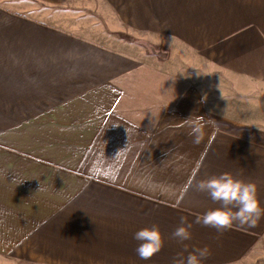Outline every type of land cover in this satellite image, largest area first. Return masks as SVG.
Returning <instances> with one entry per match:
<instances>
[{
    "label": "crops",
    "instance_id": "crops-1",
    "mask_svg": "<svg viewBox=\"0 0 264 264\" xmlns=\"http://www.w3.org/2000/svg\"><path fill=\"white\" fill-rule=\"evenodd\" d=\"M34 1L59 21L101 3L113 28L172 46L135 57L0 5V264H173L184 244L245 263L264 217L204 226L196 183L230 172L264 205V0ZM191 115L215 122L200 144ZM152 224L162 248L141 260L133 233Z\"/></svg>",
    "mask_w": 264,
    "mask_h": 264
},
{
    "label": "clouds",
    "instance_id": "clouds-1",
    "mask_svg": "<svg viewBox=\"0 0 264 264\" xmlns=\"http://www.w3.org/2000/svg\"><path fill=\"white\" fill-rule=\"evenodd\" d=\"M183 122L189 129L188 134L192 137L193 144H200L203 140L205 124H215L213 119L208 118L205 121L204 117L199 115H191ZM196 190L205 193L214 205L206 209L197 222L218 232L230 228L233 224L254 228L264 217V205L259 201L258 185L255 181H246L230 172H221L198 180ZM190 228L191 225L185 224L182 217L180 226L176 227L171 235L178 242L188 241L191 239ZM132 238L136 241L134 251L141 260L149 259L162 248V235L155 224L137 229ZM183 247L187 256L177 253L179 259H174L173 264H204L211 254L207 245L193 246L191 251H188L187 244Z\"/></svg>",
    "mask_w": 264,
    "mask_h": 264
},
{
    "label": "rangeland",
    "instance_id": "rangeland-1",
    "mask_svg": "<svg viewBox=\"0 0 264 264\" xmlns=\"http://www.w3.org/2000/svg\"><path fill=\"white\" fill-rule=\"evenodd\" d=\"M0 5L10 11L33 17L43 23L70 32L80 33L89 40L104 45L107 49L130 54L135 57L143 51L142 48L144 47L148 48L149 53H151L149 48H152V51L159 52L161 56H167L172 46L170 45V41H162L161 43L154 44L145 41V38L139 37L138 33L113 28L111 22H113L112 19L114 17L111 15L110 10L101 3L96 11L84 10L85 14H83L84 12L80 13L84 15L83 17L74 15V17L64 21H59V12H56L59 9L51 10L50 8H45L34 0H0ZM176 63L179 64V62ZM174 69L178 70L175 65L172 66V70ZM4 264L24 263L7 261ZM243 264H264V239L257 251L254 250L250 258L246 259V262Z\"/></svg>",
    "mask_w": 264,
    "mask_h": 264
},
{
    "label": "water",
    "instance_id": "water-1",
    "mask_svg": "<svg viewBox=\"0 0 264 264\" xmlns=\"http://www.w3.org/2000/svg\"><path fill=\"white\" fill-rule=\"evenodd\" d=\"M147 49H148V48H147ZM149 51H150L151 53L157 55V56L160 57V58H163V57H164V56H161V54H160L159 52H154V51H152V48H149ZM159 55H160V56H159Z\"/></svg>",
    "mask_w": 264,
    "mask_h": 264
}]
</instances>
